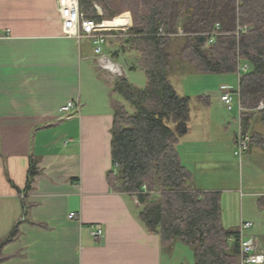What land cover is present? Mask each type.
Returning a JSON list of instances; mask_svg holds the SVG:
<instances>
[{"label": "crops", "instance_id": "crops-1", "mask_svg": "<svg viewBox=\"0 0 264 264\" xmlns=\"http://www.w3.org/2000/svg\"><path fill=\"white\" fill-rule=\"evenodd\" d=\"M121 67L125 70L120 61L96 54L92 40L63 35L57 0H0V241L19 224L16 239L0 249L2 264L197 263L181 239L163 246L160 234L150 233L141 222L137 197L114 192L108 180L115 170L114 98L106 80H114L110 75L127 78ZM217 97L205 108L208 125L191 128L192 121L178 146L192 187L202 192L225 191L197 181L202 155L223 162L236 146L238 157L236 134L233 140L209 137L215 122L210 106L220 104L219 90ZM69 101L78 108L60 113ZM257 117L249 121L250 133ZM220 121L227 129V120ZM32 164L38 173L28 190ZM249 196L258 197L264 213V192ZM240 218L228 230L239 232L242 222L251 219L244 211ZM253 224L246 234L264 254L258 241L264 234L254 236L258 223ZM94 225L103 227L99 240L91 235Z\"/></svg>", "mask_w": 264, "mask_h": 264}, {"label": "trees", "instance_id": "trees-1", "mask_svg": "<svg viewBox=\"0 0 264 264\" xmlns=\"http://www.w3.org/2000/svg\"><path fill=\"white\" fill-rule=\"evenodd\" d=\"M79 3L86 19L99 23L122 14L120 18L131 25L125 13L131 12L133 27L127 34L119 32L115 40L119 49L111 59L119 62L121 54H133L136 63L130 69L142 70L147 79L145 87L134 86L125 77L106 80L114 98L111 155L115 170L108 173L112 190L137 197L141 222L150 233L160 234L163 246L181 239L194 250L196 264H241L239 232L224 227L221 193L195 190L180 157L178 146L190 130L191 100L176 91L170 73L175 58L201 74H236L240 66L249 65L239 80L240 101L246 109L241 126L247 133L256 114L264 125V0ZM217 24L221 34L210 44ZM239 26L252 30L237 36ZM254 146L264 151L263 135H251L248 150ZM37 173L32 164L28 190ZM260 202L264 205V197ZM18 225L0 241V249L16 239ZM3 261L0 251V264Z\"/></svg>", "mask_w": 264, "mask_h": 264}, {"label": "rangeland", "instance_id": "rangeland-1", "mask_svg": "<svg viewBox=\"0 0 264 264\" xmlns=\"http://www.w3.org/2000/svg\"><path fill=\"white\" fill-rule=\"evenodd\" d=\"M125 13L131 14L129 11ZM115 40V37H110L107 44L104 46L103 54L110 60H112V53L119 49V45ZM176 48H178V42L173 44L174 53L176 52ZM120 63L123 65V69H125L122 70L121 67V71L125 72L126 77L134 86H146L147 79L145 73L140 69H130L133 64L136 63V58L133 54H121ZM172 68L173 69L170 73L171 83L181 96L190 97L191 100L190 106L192 113L190 125L193 121L191 128L208 125L205 108L208 104L207 102L212 100V98L219 100L217 97L218 90L221 93L223 86H229L235 91L239 89V80L241 78L239 68L236 74L230 75L201 74L197 73L190 64L182 62L180 58L174 59L172 62ZM120 77L124 76L110 75V78L112 79ZM201 97H204L205 99L203 100ZM210 112L211 115H213V120H215V122L210 128H208L209 137L214 139V142L227 136L233 140L235 134L239 131L240 119L237 103L235 102L234 110L230 112L223 105L222 101L220 104L218 103V105L212 102ZM245 112L246 109H243V114ZM243 114L241 115L242 117ZM220 120H227V129H224L223 124H220ZM242 121L243 120L241 119V124ZM243 130L246 131L245 128ZM250 131L252 134L259 133L264 136V125L259 117L255 118L253 121ZM195 132L198 133V130L196 129ZM247 133L250 134V136L252 135L248 130ZM216 144L221 146L219 142ZM235 149L236 146L233 147L231 152L224 156L223 162H211L207 159L210 158L209 155H202L200 157V162H198L196 179L200 185L225 189V191L222 192L223 194L221 193V208L223 224L226 229H230V227L234 228L236 221L240 223L241 213L244 211L246 216L251 218L247 220V222H252L253 224L256 221L258 223L255 225L256 227L252 232L253 235L254 233L256 235H260L261 233L264 234V213L261 212L258 207V197L249 196L250 194L264 192V151L259 146L252 147L251 150L249 149L250 151L248 150L244 153L241 160L242 163L240 164L238 157L233 153ZM227 189H238L237 192L239 193L236 194ZM258 241H260L259 243H261V247L264 249V236H258ZM181 244L183 243L181 242ZM186 248L190 247L186 245ZM191 250L194 251L193 249Z\"/></svg>", "mask_w": 264, "mask_h": 264}, {"label": "built area", "instance_id": "built-area-1", "mask_svg": "<svg viewBox=\"0 0 264 264\" xmlns=\"http://www.w3.org/2000/svg\"><path fill=\"white\" fill-rule=\"evenodd\" d=\"M58 1V12L61 19V28L64 36L68 38H73L78 42L82 39H90L93 41L95 46L96 54L104 58V46L107 44L110 37L117 38L119 32H124L127 34L129 30L133 27V20L131 16V25L124 27H107L106 24L111 21H102L96 22L95 20L86 19L85 15L81 12L79 0H57ZM100 15H102L101 8L96 5ZM121 16V15H120ZM115 19V18H114ZM114 19L112 21H114ZM221 30L220 24H217L214 32L211 34L210 44L214 43L216 37L219 36ZM252 30L251 27H238L237 36L241 33L246 34ZM106 62V60H102ZM110 66V62L107 61ZM111 70L114 67L111 66ZM249 70V65L245 64L239 67L240 76L242 72H247ZM220 98L223 105L227 108L228 111L232 112L234 110L235 102L238 105V114H239V134L237 142L236 155L240 158L243 157L244 153L248 150L249 142L251 136L248 133H245L242 128L241 118L243 114V105L240 101V92L233 90L229 86H223L220 93ZM79 104L74 101H69L60 108V113L62 114H71L75 109H77ZM75 214H71L73 218ZM253 227L252 222H242L240 231H239V243H240V261L241 264H264V254L260 250V246L255 240L254 237L246 234L248 230ZM91 235L95 239H100L104 235V230L101 225L92 226Z\"/></svg>", "mask_w": 264, "mask_h": 264}, {"label": "bare ground", "instance_id": "bare-ground-1", "mask_svg": "<svg viewBox=\"0 0 264 264\" xmlns=\"http://www.w3.org/2000/svg\"><path fill=\"white\" fill-rule=\"evenodd\" d=\"M130 15V14H129ZM122 16V15H121ZM121 16H118L114 19V21H111V22H108L106 24L107 27H119V26H124V27H127V26H130V24L128 23V20L127 19H122L120 18ZM124 16V15H123ZM131 18V16H130Z\"/></svg>", "mask_w": 264, "mask_h": 264}]
</instances>
